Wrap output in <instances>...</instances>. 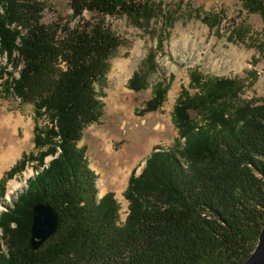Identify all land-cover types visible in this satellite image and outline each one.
<instances>
[{
	"label": "trees",
	"instance_id": "obj_1",
	"mask_svg": "<svg viewBox=\"0 0 264 264\" xmlns=\"http://www.w3.org/2000/svg\"><path fill=\"white\" fill-rule=\"evenodd\" d=\"M264 19V0H240ZM76 24H45L43 6L30 0H0V55L19 72L9 90L49 119L35 129L39 163L53 159L0 215V264H241L264 230V104L229 110L240 91L236 80L218 79L195 97L184 96L174 111L180 137L172 149L158 148L140 175L133 173L126 198L129 216L121 225L113 193L99 198L97 177L84 149L83 131L97 123L99 87L122 45L108 17H146L140 0H70ZM92 16L88 19L86 15ZM130 86L145 88L135 74ZM166 90L147 104L156 112ZM197 112L205 118L198 125ZM24 162L11 172L13 175ZM19 166V167H18ZM50 205L57 233L30 249L33 208Z\"/></svg>",
	"mask_w": 264,
	"mask_h": 264
},
{
	"label": "rangeland",
	"instance_id": "obj_2",
	"mask_svg": "<svg viewBox=\"0 0 264 264\" xmlns=\"http://www.w3.org/2000/svg\"><path fill=\"white\" fill-rule=\"evenodd\" d=\"M30 1L43 6V23L76 24L70 0ZM140 1L150 9L146 17L105 19L122 45L98 90L100 119L83 131L78 144L96 174L99 198L115 195L121 225L130 213L126 192L133 173L140 175L154 150L177 144L180 132L174 111L181 98L201 95L207 84L230 79L241 85L227 101L230 111L245 104H264V19L260 14L250 12L240 0ZM0 66L19 76L5 55H0ZM137 73L146 85L140 91L130 86ZM9 81L8 75L0 76V154L11 144L19 152L7 167L0 166V215L17 200L26 182L53 159L48 156L45 165L40 164L48 147L38 148L35 143V129L48 128L49 119L37 117L33 104L14 96ZM160 87L166 90L165 99L158 111L147 113V104ZM192 118L198 125L205 122L197 112H192ZM116 171L127 176L123 186L112 182Z\"/></svg>",
	"mask_w": 264,
	"mask_h": 264
},
{
	"label": "water",
	"instance_id": "obj_3",
	"mask_svg": "<svg viewBox=\"0 0 264 264\" xmlns=\"http://www.w3.org/2000/svg\"><path fill=\"white\" fill-rule=\"evenodd\" d=\"M60 219L56 211L48 204L39 203L33 208L30 249L37 251L44 246L58 231ZM241 264H264V230L257 246L250 257Z\"/></svg>",
	"mask_w": 264,
	"mask_h": 264
},
{
	"label": "bare ground",
	"instance_id": "obj_4",
	"mask_svg": "<svg viewBox=\"0 0 264 264\" xmlns=\"http://www.w3.org/2000/svg\"><path fill=\"white\" fill-rule=\"evenodd\" d=\"M12 123V122H11ZM9 124V123H8ZM6 128V126H5ZM9 135V134H8ZM14 136H12L13 138ZM15 139V138H14ZM16 140V139H15ZM14 141V140H13ZM4 149V148H3ZM108 153L111 154L112 152V148L110 147V149L108 148ZM17 152H19L18 148L16 145L11 144V146H9L7 148V151H5V149L2 151V153L0 154V166L1 168H5L7 167V165H9V163H11L17 155ZM125 158V157H124ZM121 173V172H120ZM122 175H120L117 171L115 173V175L112 178V182L115 185H119V186H123L124 183L126 182V177L125 173H121ZM17 186V185H16ZM19 188V186H17ZM17 187H15L14 189H17ZM26 188H27V182H26ZM24 191V189H23ZM19 195V194H18ZM18 197V196H17ZM1 209V208H0Z\"/></svg>",
	"mask_w": 264,
	"mask_h": 264
}]
</instances>
